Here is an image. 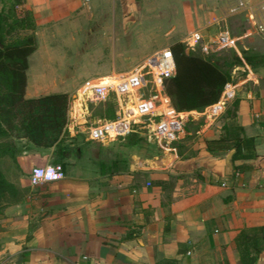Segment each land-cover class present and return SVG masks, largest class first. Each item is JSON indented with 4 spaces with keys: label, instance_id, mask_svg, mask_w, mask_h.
I'll return each instance as SVG.
<instances>
[{
    "label": "crops",
    "instance_id": "obj_1",
    "mask_svg": "<svg viewBox=\"0 0 264 264\" xmlns=\"http://www.w3.org/2000/svg\"><path fill=\"white\" fill-rule=\"evenodd\" d=\"M144 1L149 11L143 16L153 15L150 0ZM110 2L113 6L114 0H94L93 16L97 19L98 8ZM226 3L180 2L187 16L196 7L199 20L211 15V24L227 21V15L219 12ZM81 5L82 0H26L25 7L35 17L38 44L43 34L61 32L62 22L76 23ZM126 15L112 13L111 22H121ZM206 47H202L205 54ZM40 52L39 45L29 58L27 98L42 96L35 86L61 85L57 72L51 80L43 75L41 82H33V60ZM115 63L113 72L118 74ZM251 76L261 83L253 71ZM235 84L236 115L205 120L195 137L194 153L184 156L171 147L162 168L145 171L144 164L138 163L130 171L108 174L99 166L89 176L69 171L59 182L29 184L31 190L23 200L7 207L1 216L0 264H240L234 242L237 232L264 225V84L255 91ZM202 114L190 113L197 119ZM187 135L192 133L185 130L179 141ZM221 137L231 149L209 152L206 142ZM238 137L255 140L256 157L234 159L233 144ZM231 151H235L233 172L227 175ZM32 152L49 153L34 146ZM24 154L19 162L30 173L48 163L29 152ZM257 264H264V250Z\"/></svg>",
    "mask_w": 264,
    "mask_h": 264
},
{
    "label": "rangeland",
    "instance_id": "obj_2",
    "mask_svg": "<svg viewBox=\"0 0 264 264\" xmlns=\"http://www.w3.org/2000/svg\"><path fill=\"white\" fill-rule=\"evenodd\" d=\"M239 1L227 0L224 9L219 10L220 14L227 15V21L211 24V15L199 20L196 7L193 14L187 16L180 4L181 0H150L154 14L147 17L143 16L149 11V8L144 6V0H114L113 6L110 2L109 5L98 8L97 19L93 16L96 12L91 9L94 0L88 4L82 0L81 17L77 18L76 23L64 21L61 23V32L43 34L39 42L41 52L33 60L31 73L35 83L41 82L40 78L43 75L49 80L56 72L61 75V85L55 86L50 83L35 86L33 89L38 90L39 95L69 92L72 99L70 138L62 142L58 151L55 147L48 148L49 153L44 156H39L41 154L36 152L31 153L32 146L25 140L10 137L0 141V144L9 147L8 152L0 158V168L5 173L7 181L14 184L17 189L15 196L7 197L5 200L13 205L31 190L28 186L32 184L31 173L19 162L25 152L48 161L39 167L60 164L65 175L69 171H74L84 176L98 172L99 166L103 173L108 174L130 171L134 165L138 168V163L144 164L145 167L142 169L145 171L146 168L153 166L162 168L166 166L163 165L165 160L170 157L171 147L182 151L184 156L194 153V140L197 134L201 133L205 120L231 117L237 98L229 102L226 110L218 117H212L205 110L200 112L203 113V117L198 119L197 116L190 115L185 130L192 135L190 137L187 135V138L181 142L177 141V144L161 147L150 140V134L144 127L139 128L141 138L129 136L130 133L125 137L109 136L102 141L89 140L88 128L109 120L106 116L107 105L86 100L81 108L76 103L79 90L89 78L115 75L113 71L116 61H118L116 72L127 73L156 51L179 41L194 53L209 56L220 65L233 61L235 54L242 58L244 55L250 56L254 59L255 66L251 67L243 61L232 70V76L234 83L244 86L246 90L255 91L260 84H264V33L258 30L256 24L260 21L259 7L264 0L253 4L243 0L247 8L240 7ZM9 3V0H0V11ZM123 12L127 14L123 21L111 22L112 13ZM196 31L202 32L203 39L199 45L191 47L189 38ZM224 37H228L229 41H224ZM204 45L209 48L207 54L202 51ZM247 65L250 66L251 72ZM252 71L261 83H256L252 79ZM249 75L250 81L245 82L244 79H249ZM52 150L53 155L50 156ZM46 185L48 184H42ZM7 207L0 209V219Z\"/></svg>",
    "mask_w": 264,
    "mask_h": 264
},
{
    "label": "trees",
    "instance_id": "obj_3",
    "mask_svg": "<svg viewBox=\"0 0 264 264\" xmlns=\"http://www.w3.org/2000/svg\"><path fill=\"white\" fill-rule=\"evenodd\" d=\"M9 1V5L5 4L0 11V141L13 137L37 148L55 147L58 151L62 142L70 138L72 99L68 93L26 97L29 58L39 46L37 25L33 12L25 7L26 0ZM170 48L177 72L166 82V92L178 112H203L216 104L226 84L234 81L232 70L243 61L255 66L254 59L247 55L242 58L235 54L233 61L220 65L209 56L194 53L182 42H176ZM104 104L108 119L115 120L118 117L117 102L110 99ZM238 105L239 100H236L232 116L236 115ZM140 135L137 130L129 136L141 138ZM225 142L224 137L207 141V150L214 153L231 149ZM8 149L7 145L0 144V158ZM233 149H236L234 159L257 156L253 138H236ZM62 151L61 147V154ZM16 194L15 185L7 181L0 168V209L11 205L5 199ZM23 197L14 204L21 202ZM234 242L240 264H257L264 250V225L239 230Z\"/></svg>",
    "mask_w": 264,
    "mask_h": 264
},
{
    "label": "built area",
    "instance_id": "obj_4",
    "mask_svg": "<svg viewBox=\"0 0 264 264\" xmlns=\"http://www.w3.org/2000/svg\"><path fill=\"white\" fill-rule=\"evenodd\" d=\"M92 0H83L85 4ZM239 6L247 8L243 0ZM260 21L258 30L264 33V2L259 7ZM201 31L194 32L189 38L191 47L200 44ZM228 42V37H224ZM207 53L209 48L204 49ZM175 57L170 47L158 50L147 57L133 70L106 77H96L86 81L79 90L76 103L83 108L84 101L106 103L114 99L118 104V117L105 120L88 128V139L102 141L110 137H125L140 127L147 128L150 140L161 147L179 141L185 132V126L191 112H178L166 92V82L176 75ZM113 77L108 83L107 78ZM83 91V92H82ZM82 92V94H80ZM237 96V85L226 84L219 101L205 109L212 117L220 116L229 102ZM51 173V175H49ZM65 178L62 165L35 167L31 172L33 185L55 183Z\"/></svg>",
    "mask_w": 264,
    "mask_h": 264
},
{
    "label": "water",
    "instance_id": "obj_5",
    "mask_svg": "<svg viewBox=\"0 0 264 264\" xmlns=\"http://www.w3.org/2000/svg\"><path fill=\"white\" fill-rule=\"evenodd\" d=\"M189 52V50H188ZM234 154H235V151H231L229 154H228V157H227V160H226V174L227 175H231L232 172H233V157H234Z\"/></svg>",
    "mask_w": 264,
    "mask_h": 264
},
{
    "label": "bare ground",
    "instance_id": "obj_6",
    "mask_svg": "<svg viewBox=\"0 0 264 264\" xmlns=\"http://www.w3.org/2000/svg\"><path fill=\"white\" fill-rule=\"evenodd\" d=\"M108 83L110 82H112L113 81V77H110V78H107V80H106Z\"/></svg>",
    "mask_w": 264,
    "mask_h": 264
},
{
    "label": "clouds",
    "instance_id": "obj_7",
    "mask_svg": "<svg viewBox=\"0 0 264 264\" xmlns=\"http://www.w3.org/2000/svg\"><path fill=\"white\" fill-rule=\"evenodd\" d=\"M49 175H51V173H49Z\"/></svg>",
    "mask_w": 264,
    "mask_h": 264
}]
</instances>
